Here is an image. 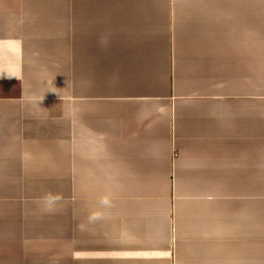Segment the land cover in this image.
I'll return each instance as SVG.
<instances>
[{
  "label": "crops",
  "instance_id": "obj_1",
  "mask_svg": "<svg viewBox=\"0 0 264 264\" xmlns=\"http://www.w3.org/2000/svg\"><path fill=\"white\" fill-rule=\"evenodd\" d=\"M0 264H264V0H0Z\"/></svg>",
  "mask_w": 264,
  "mask_h": 264
}]
</instances>
